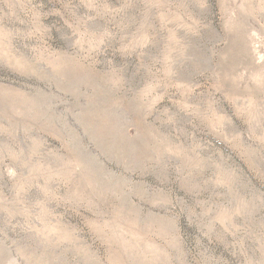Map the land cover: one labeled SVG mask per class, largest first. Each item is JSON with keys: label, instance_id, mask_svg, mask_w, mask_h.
I'll return each mask as SVG.
<instances>
[{"label": "rangeland", "instance_id": "obj_1", "mask_svg": "<svg viewBox=\"0 0 264 264\" xmlns=\"http://www.w3.org/2000/svg\"><path fill=\"white\" fill-rule=\"evenodd\" d=\"M0 264H264V0H0Z\"/></svg>", "mask_w": 264, "mask_h": 264}]
</instances>
